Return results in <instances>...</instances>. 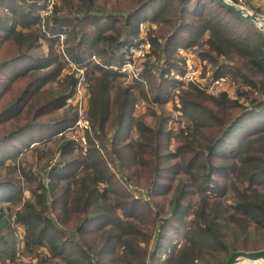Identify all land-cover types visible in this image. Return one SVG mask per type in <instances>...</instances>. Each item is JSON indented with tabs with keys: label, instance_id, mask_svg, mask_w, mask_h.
Returning a JSON list of instances; mask_svg holds the SVG:
<instances>
[{
	"label": "trees",
	"instance_id": "1",
	"mask_svg": "<svg viewBox=\"0 0 264 264\" xmlns=\"http://www.w3.org/2000/svg\"><path fill=\"white\" fill-rule=\"evenodd\" d=\"M5 1L0 171H8L0 173V264H33L23 257L37 258L36 264H225L237 251L264 249V99L249 92L218 98L201 84L184 88L174 81L171 90L181 93L175 108L187 123L176 135L175 152L164 145L174 132L167 128L171 115L150 111L151 123L136 115L140 101L154 107L168 101L164 75L186 67L173 59L178 46L198 47L215 79L240 59L246 70L236 67L232 78L251 87L256 79L264 89L263 32L218 0H136L114 14L102 12L95 0H62L69 12L54 3L44 17L49 0ZM144 21L169 32L159 37L147 25V38H139ZM145 44L146 80H119L127 52ZM82 68L90 82L85 144L65 134L79 120L69 101ZM155 77H161L157 86ZM240 97L252 98V106ZM49 141L57 146L53 156L52 148L45 153L40 146ZM28 148L38 160L48 158L46 164L27 165L22 153ZM133 179L152 189L153 202L128 190ZM228 192L232 198L223 202ZM191 195L198 200L186 205ZM158 196L169 202L164 214ZM172 231L181 239L170 249Z\"/></svg>",
	"mask_w": 264,
	"mask_h": 264
},
{
	"label": "rangeland",
	"instance_id": "2",
	"mask_svg": "<svg viewBox=\"0 0 264 264\" xmlns=\"http://www.w3.org/2000/svg\"><path fill=\"white\" fill-rule=\"evenodd\" d=\"M232 1V0H231ZM6 4H8V1H5ZM136 0H95V4L97 7L101 9L102 12L106 13H111L114 14L115 12H126L130 8L134 7ZM233 2V1H232ZM243 6L244 8L248 9L252 13L258 14L259 16L264 18V0H243ZM80 3V2H77ZM234 3V2H233ZM55 4L61 6L63 12H69V8L66 6V2L62 0H55ZM236 4V3H234ZM239 5V4H238ZM50 4L48 2L47 8L45 10H41L40 14L42 17L45 16L46 11L52 10L50 8ZM55 6V5H54ZM1 13H3V10H0ZM150 25L151 28L155 31V34L158 35L159 37H163L169 32V29L166 25L162 24H156V23H151L150 21H144L142 22V31L139 34V38L146 39L147 38V30L145 29V26ZM94 25L91 24L88 29L93 30ZM57 39L60 38V42L56 44V48L58 52H63L61 49L64 43V36L63 35H56L55 36ZM42 42V51L44 53H47L49 51L47 44L45 41ZM175 54H173V59L180 60L183 63H186V67H179L176 66L173 68L170 74H165L164 75V80L167 81L169 84L167 87L169 88L167 91L168 95V101L164 102L162 104H158V107H154L153 104L147 103L145 101H140L137 104V111L136 115L137 116H145L146 122L151 123L154 120V117L149 114L150 111H154L158 114H163L165 116L171 115V119L169 120L167 124L168 129L174 130L173 135L170 137H166L164 141L165 149L167 151H172L175 152L176 148L179 146L180 141L179 138L176 136L177 133L179 132L180 127L183 128V126H186V118L182 116L183 113L180 111L176 110L175 104L177 105L178 108H180L179 105V99L178 96L181 94L179 92V87H177L176 90H171V84L174 81H180V85L184 88H188L191 83H196V84H201L203 88L207 91V93L212 94L219 97H224L226 94L227 97L236 99L239 98L238 93H243V92H249L252 93L253 97L252 98H258V99H264V89L261 86V84L256 80L253 79L254 82V87L248 86L246 84H243L242 77L238 76L236 79L232 78V74L234 73V69L238 67L242 71H245L246 68L242 65V62L240 59H234V61H230L228 63V66L225 68V72L222 73L221 76H218L216 79L213 77V67L210 65H206V63H202L200 58L198 57V54L195 52L199 50V48H185L184 46H178L176 47ZM149 52V47L148 45H144L137 49L136 47H133L130 49L129 52H127L126 56V64L123 67V69L120 71L122 74L121 79L119 80H125L127 81H133L134 79L141 78V76H144V80H146V76L143 74V67H145L144 62L147 60V53ZM4 52H0V56ZM130 59L132 61H130ZM93 59H89V62L92 61ZM120 61V60H118ZM70 63L74 64L73 61H69ZM88 62V64H89ZM101 62V61H98ZM68 65L66 66V72L70 73V71H73L75 68L74 65ZM177 65V63H174ZM232 66V67H229ZM116 67V66H115ZM217 68H214L216 70ZM183 72V73H182ZM99 75L98 73H95L93 77ZM77 76L80 77V83L77 86L76 89V95L69 101L71 104L74 105V112H78L79 114V120L74 124V126L65 133L67 136L71 138H76L82 141L83 144H85V131L87 128L90 127V124L87 121V110H88V100H89V85L90 82H88V75L86 73V69L82 68L80 72H78ZM159 78L161 77H155L154 83L157 86V83L159 81ZM163 79V78H162ZM143 80V79H141ZM155 86V87H156ZM112 93H114V90H112ZM166 95V94H163ZM252 98L249 102H246L244 97H240L241 102H244V104L248 107L252 106ZM65 109H60L57 114L64 115ZM222 112L221 110H219ZM134 130L129 131L128 135L132 136V133L134 134ZM46 141V140H44ZM40 146L43 148L45 153H49L48 148H52L54 151L51 153V155H55L58 153V151H55L57 149V146L54 144L53 141H49L48 145ZM22 155L24 156L23 158L25 159V162L27 165H33L35 166L36 163H39L41 165H45L46 160L48 158H42L41 160H38L37 157L40 155L38 153H33L32 150L29 148L25 150ZM11 160L7 161V165H12L10 163ZM112 168L114 165H111ZM7 168V167H6ZM138 169L137 165L133 166L130 168L131 171H136ZM7 169L6 170H1V176H5L7 174ZM137 173V172H136ZM133 186H130L129 191H132L133 194H137L136 196L140 195V197L143 199L145 202H153L152 197H150V194L152 193V189L150 190H144L139 188L136 184V180L133 179L131 180ZM131 183V182H130ZM129 183V185H130ZM135 187L138 188V192L134 191ZM28 195V194H27ZM227 198H232V193L228 192L222 199L223 202L227 201ZM158 199L160 201H163L161 203L162 205V210L161 213L164 214L168 212L169 210V202L167 201L166 197L161 198L158 196ZM196 201L198 200V196L196 195H191L190 198L186 201V205L189 204V201ZM5 203H3L4 205ZM228 204H233L231 200L228 201ZM18 233H20V237L22 238L24 235V230L23 228H19ZM179 236L172 231V241L171 243H168L167 245L170 247V249L173 248V244H175L178 240H180ZM151 245H153V240L151 241ZM158 260H162L163 258L165 259V254L162 252V250H158V255H157ZM23 261L28 262V263H33L36 264L38 259L37 258H28V257H23ZM56 261V260H54ZM53 261V262H54ZM60 264H64L63 262L59 261ZM160 264V263H159ZM196 264H202L201 261L197 262ZM240 264H264L262 261L256 262V263H249V262H242Z\"/></svg>",
	"mask_w": 264,
	"mask_h": 264
},
{
	"label": "water",
	"instance_id": "3",
	"mask_svg": "<svg viewBox=\"0 0 264 264\" xmlns=\"http://www.w3.org/2000/svg\"><path fill=\"white\" fill-rule=\"evenodd\" d=\"M225 5L229 11L247 22L249 25L257 28L264 33V18L258 14L252 13L248 9L234 4L230 0H218ZM264 260V249L257 251H237L233 253L225 264H239L240 262H252Z\"/></svg>",
	"mask_w": 264,
	"mask_h": 264
},
{
	"label": "built area",
	"instance_id": "4",
	"mask_svg": "<svg viewBox=\"0 0 264 264\" xmlns=\"http://www.w3.org/2000/svg\"><path fill=\"white\" fill-rule=\"evenodd\" d=\"M231 1V0H230ZM234 3H236V4H239L240 6H243V0H232ZM231 1V2H232ZM54 3H55V0H49V4L51 5L50 6V8H52L53 7V5H54ZM51 10H49L48 12H50Z\"/></svg>",
	"mask_w": 264,
	"mask_h": 264
},
{
	"label": "bare ground",
	"instance_id": "5",
	"mask_svg": "<svg viewBox=\"0 0 264 264\" xmlns=\"http://www.w3.org/2000/svg\"><path fill=\"white\" fill-rule=\"evenodd\" d=\"M260 261H262V263L264 262V260L252 261V262H249V261H248V262H249V263H256V262H260ZM240 263H242V262H240ZM240 263H239V264H240Z\"/></svg>",
	"mask_w": 264,
	"mask_h": 264
}]
</instances>
